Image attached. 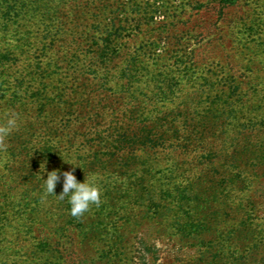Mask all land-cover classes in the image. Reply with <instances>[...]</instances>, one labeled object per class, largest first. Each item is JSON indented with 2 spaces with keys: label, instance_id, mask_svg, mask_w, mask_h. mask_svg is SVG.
I'll return each mask as SVG.
<instances>
[{
  "label": "rangeland",
  "instance_id": "1",
  "mask_svg": "<svg viewBox=\"0 0 264 264\" xmlns=\"http://www.w3.org/2000/svg\"><path fill=\"white\" fill-rule=\"evenodd\" d=\"M8 111L0 264H264V0H0Z\"/></svg>",
  "mask_w": 264,
  "mask_h": 264
},
{
  "label": "clouds",
  "instance_id": "2",
  "mask_svg": "<svg viewBox=\"0 0 264 264\" xmlns=\"http://www.w3.org/2000/svg\"><path fill=\"white\" fill-rule=\"evenodd\" d=\"M21 123L22 119L15 111H8L0 116V151L6 150L7 139L20 130ZM43 166L45 171V165ZM77 166H74L70 171L62 173L54 170L47 174L46 179L41 178L44 181L45 193L54 195L60 200L66 199L70 215L73 217L84 215L93 205L98 207L102 197V192L95 176L88 179L85 178L83 182L77 180L73 174ZM61 178L62 193L57 196L54 194V190L57 184L61 182Z\"/></svg>",
  "mask_w": 264,
  "mask_h": 264
},
{
  "label": "trees",
  "instance_id": "3",
  "mask_svg": "<svg viewBox=\"0 0 264 264\" xmlns=\"http://www.w3.org/2000/svg\"><path fill=\"white\" fill-rule=\"evenodd\" d=\"M202 250H203V249H202ZM202 250H201V254H202L201 258H202V259H200V262H201L202 264H206V263H208V264H222L223 261H218V260H217V261L213 260V261H211V262H206V263H204L203 260H204V258H205V254H206V252H207V251H206L207 249H205V250H203V251H202Z\"/></svg>",
  "mask_w": 264,
  "mask_h": 264
}]
</instances>
